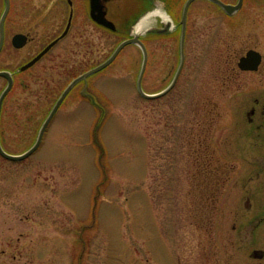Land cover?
<instances>
[{
  "label": "rangeland",
  "instance_id": "1",
  "mask_svg": "<svg viewBox=\"0 0 264 264\" xmlns=\"http://www.w3.org/2000/svg\"><path fill=\"white\" fill-rule=\"evenodd\" d=\"M174 1L179 19L185 0ZM34 4L43 0H12V9L32 11ZM4 6L0 0V18ZM159 6L167 9L156 0L150 11ZM189 10L185 63L168 94H140L143 52L130 44L89 77L85 95L77 87L33 154L21 160L0 154V264H264L253 256L264 247V147L244 153L239 146L244 139L264 142V125L249 124L245 106V95L264 98V84L253 92L256 76L237 65L256 45L258 29L254 18L245 30L229 26L208 0H195ZM158 15L133 32L162 26ZM86 31L85 59L70 50L66 67L55 66L47 83L27 71L25 84L4 100L6 151L20 154L34 144L49 106L37 99L65 83L79 62L106 59L123 37L89 21ZM179 36L148 37L146 92L173 79ZM260 40L264 51V32ZM35 50L3 49L0 70L16 71ZM228 60L233 73L225 78ZM6 84L0 77V94Z\"/></svg>",
  "mask_w": 264,
  "mask_h": 264
},
{
  "label": "flooded vegetation",
  "instance_id": "2",
  "mask_svg": "<svg viewBox=\"0 0 264 264\" xmlns=\"http://www.w3.org/2000/svg\"><path fill=\"white\" fill-rule=\"evenodd\" d=\"M40 1V0H39ZM100 4H102V9L105 11V16L108 20H111L115 24V28H111L104 24L99 23L93 16L92 13V0H43V4H34V9L32 11H28L25 9H12V0H10L9 10L4 18L3 27L0 26V33H3V49H7L10 47L21 50L24 47L29 45H33L35 47V52L33 55L25 60L20 67L17 68L16 71H12L10 69H1L7 70L12 74L13 77V85L11 90L6 95L5 99L13 92L14 87L19 83L21 85L25 84V79L21 78L25 73L29 70L33 71V76L36 82L45 81L49 79V76L52 74L55 66L63 65V68L66 67L68 61H70V50H79L80 56L85 59L86 48L88 44L86 24L88 21L94 26L99 28L100 30L105 31L106 33L115 34V37L118 38L119 35H123L122 39L118 40L115 43V46L122 40L132 37L133 28L137 20L147 13L152 3L156 2V0H96ZM167 4V10L173 16V25L171 24H163L160 27H155L153 29L149 28L146 34L140 35L142 41L147 45V39L152 34L166 35L171 33L175 36L177 31L180 32L179 36V46L181 47V34H182V26H181V18H175V1L174 0H162ZM211 3L217 5L219 11L222 12L223 16L228 18L227 23L230 26L236 25L238 23L239 28L246 29L249 24V20L251 18L255 19V26L258 29L256 32L257 43L255 46L248 47L245 50V53L240 57L245 55L250 49H256L261 53V60L256 69H240L243 72H251L254 76H256L257 80L252 87L253 92H260L259 89L262 88L264 82V51L261 48V40L262 34L264 32V0H242L241 5L237 9H226L222 5H220L215 0H208ZM224 2L232 5H236L240 0H223ZM122 2V3H121ZM5 3V0H4ZM6 5V3H5ZM5 8V6H4ZM4 11V10H3ZM96 14L98 10L95 11ZM183 10L181 9L180 17H182ZM3 14V13H2ZM190 10L188 11L189 18ZM2 16V15H1ZM239 17L238 21H232L231 18ZM89 19V20H88ZM24 34L26 35V43L23 46H16L14 43V36L16 34ZM111 36V35H110ZM110 36H108V40H110ZM188 37V21H187V30L185 34L184 46L186 47ZM106 38V39H107ZM138 45V44H136ZM49 46V49L39 58L37 59L30 67L22 70L21 67L40 54L46 47ZM114 46V47H115ZM139 46V45H138ZM113 47V48H114ZM61 48L62 50L59 51ZM58 49V51H56ZM0 51V53H1ZM56 51V52H55ZM110 55V54H109ZM240 57L238 61L240 60ZM103 61V60H102ZM100 61V62H102ZM115 61V60H114ZM113 61V62H114ZM237 61V65H238ZM99 62V63H100ZM113 62L111 64H113ZM79 62L78 70L69 74V78L65 83L58 81V86L49 88L47 92V98H39L37 99L38 104L49 103L47 109H44V112L49 114L53 107L55 106L57 100L63 93L64 89L68 86V84L76 78L78 75H81L88 69L96 66L97 64H91L86 67V62ZM109 64V65H111ZM228 68H225V78H230L232 72V67H230L229 60L227 61ZM93 75V74H91ZM87 76L79 80L74 86L69 90L66 94L58 109L56 114L59 113L64 106L66 100L77 91V87H79L77 94L85 95L86 88L88 86V79L91 76ZM8 83L6 77H4ZM48 78V79H47ZM259 83V84H258ZM247 94V92L245 93ZM246 96L245 106H246V114L248 118V123L257 125V128H262L264 125V98L258 97L256 94H248ZM53 98V99H52ZM261 98V99H260ZM3 108V107H2ZM55 114V115H56ZM45 120V118H44ZM42 121L41 125L43 124ZM52 122V120H51ZM49 123V125L51 124ZM263 144L251 139H244L243 142H240L239 146L242 148L241 152L247 153L248 151H259L264 147ZM231 176L227 174L225 176V180L230 181ZM248 194V193H247ZM250 195L246 196V205H251ZM253 256L256 258H260V260H264V247L260 249H255L253 251Z\"/></svg>",
  "mask_w": 264,
  "mask_h": 264
},
{
  "label": "water",
  "instance_id": "3",
  "mask_svg": "<svg viewBox=\"0 0 264 264\" xmlns=\"http://www.w3.org/2000/svg\"><path fill=\"white\" fill-rule=\"evenodd\" d=\"M194 0H187L185 2L184 8H183V14H182V18H181V24H182V34H181V63L178 67V70L174 76V79L172 80V82L169 84L168 87H166L164 90L156 92V93H147L146 91H144L143 86H142V78H143V74L147 65V61H148V51L147 48L145 46V44L143 43V41L140 39L139 35L136 34L131 38H128L124 41H122L117 47L116 49L113 51V53L111 54V56L106 59L105 61H103L102 63H100L99 65L93 67L92 69L84 72L83 74L79 75L78 77H76L75 79H73L69 85L66 87V89L63 91V93L61 94L60 98L58 99V101L56 102L55 106L53 107L52 111L49 113V115L46 117L44 123L42 124L37 139L35 141V143L26 151H24L23 153L20 154H13L10 153L8 151H6L0 141V154L7 158V159H11V160H21L24 159L28 156H30L32 153H34L38 147L40 146L44 133L48 127L49 122L51 121V119L53 118L54 114L56 113L58 106L60 105V103L62 102V100L64 99V97L66 96V94L69 92V90L73 87V85L75 83H77L79 80L87 77L88 75L95 73L101 69H103L104 67H106L108 64H110L115 58L116 56L119 54V52L127 45L130 43H137L141 46L142 50H143V64H142V68L138 77V88L140 93L147 98H157L160 97L162 95H164L165 93H167L176 83L183 64H184V59H185V53H184V40H185V34H186V27H187V14H188V9L190 4L193 2ZM216 2H218L220 5H222L224 8L226 9H237L240 7L241 5V1H239L238 4L236 5H232V4H228L225 3L222 0H215ZM5 10L4 13L2 15L1 21H0V25L1 28L3 27V22H4V18L9 10L10 7V0H5ZM98 10L99 14H96L95 11ZM92 13L94 18L101 24H104L106 26H109L111 28H115V24L114 22H112L111 20H108L105 16V11L102 9V4H100L99 2H97L96 0H92ZM3 33L0 36V51L2 49L3 46ZM26 35L24 34H16L14 36V43L16 46H23L26 43ZM49 49V46L46 47L40 54H38L36 57H34L33 59H31L30 61H28L27 63H25L21 69L24 70L28 67H30L37 59H39L47 50ZM261 60V53L258 52L255 49H250L246 55L242 56L239 60V66L242 69H256L259 62ZM0 76H4L8 79V84L5 87V89L2 91L1 95H0V113H1V109H2V104H3V100L6 96V94L9 92V90L11 89L12 85H13V77L12 74L7 71V70H0Z\"/></svg>",
  "mask_w": 264,
  "mask_h": 264
},
{
  "label": "bare ground",
  "instance_id": "4",
  "mask_svg": "<svg viewBox=\"0 0 264 264\" xmlns=\"http://www.w3.org/2000/svg\"><path fill=\"white\" fill-rule=\"evenodd\" d=\"M151 13H160L162 14L165 18L168 19V15L167 13L165 12L164 8L162 6H159L158 8H156L153 12H150L149 14H146L144 16L141 17L139 23L137 24L136 26V29H139L143 26L144 22H146L148 16L151 14Z\"/></svg>",
  "mask_w": 264,
  "mask_h": 264
}]
</instances>
